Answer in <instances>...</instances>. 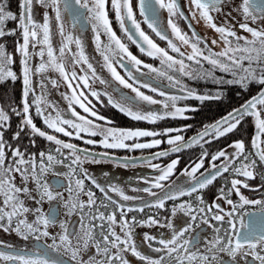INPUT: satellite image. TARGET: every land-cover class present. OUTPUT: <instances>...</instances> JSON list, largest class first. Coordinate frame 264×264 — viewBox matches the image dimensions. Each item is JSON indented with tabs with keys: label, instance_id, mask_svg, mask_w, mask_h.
Returning <instances> with one entry per match:
<instances>
[{
	"label": "snow or ice",
	"instance_id": "snow-or-ice-1",
	"mask_svg": "<svg viewBox=\"0 0 264 264\" xmlns=\"http://www.w3.org/2000/svg\"><path fill=\"white\" fill-rule=\"evenodd\" d=\"M155 2L169 15L167 28L171 36L159 28L155 18L145 17V22L160 40L167 42V48L142 29L132 0H16V11L11 10L9 0H0V85L21 84L19 97L12 105L7 109L0 106V232L34 242L23 248L0 239V264H130L129 255L140 264H228L221 253L231 258V264L241 259L243 264H264V216L253 217L245 225L237 215L246 206H258L264 213V0H239L236 4L229 0H188L190 17L178 0ZM139 6L144 16L145 0H139ZM148 7L155 17L156 9ZM227 8L231 11L226 12ZM233 12L241 17L236 23ZM65 13L72 15L73 28L81 20L86 21L103 61L100 67L123 88L130 89L134 97L116 100L107 90L94 87L97 83L108 85V81L86 55L80 36L66 30ZM113 14L127 40L144 55L159 59L162 68L144 63L129 50L113 30ZM178 19L188 22L190 34L180 27ZM191 21L212 30L215 38L206 40ZM84 28L81 24L80 31ZM56 35L60 38L58 47L54 46ZM101 35L107 37V44H103ZM36 57L38 64L34 62ZM125 58L136 72L147 69L167 79L169 86L182 94H169L150 83H141L131 71L125 78L115 66L125 67ZM184 78L235 86L240 90L238 94L249 92L253 86L258 91L188 139L183 133L192 127L189 124L160 129L117 128L97 108V103L110 105L133 121L158 125L168 119L186 121L190 119L187 113L198 110L181 102L203 104L223 99L222 88L200 93L184 83ZM61 87L68 89L60 92L66 108L48 98L51 89ZM141 88L161 99L145 94ZM105 96L106 105L102 99ZM141 104L158 105L159 110L145 109ZM40 123L43 127L38 126ZM245 124L254 129L248 142L235 139L214 153L205 147L239 133ZM25 138L31 148L36 147L37 139L55 147L31 151L23 143ZM142 138L150 139L142 142ZM72 140L89 146L98 144L105 150L159 149L141 158L143 165L157 175L142 178L146 187L131 189L154 199L129 195L116 184L102 185L84 167L102 160L135 167L133 158L114 160L107 151L92 153ZM162 144L169 147L160 148ZM197 146L199 156L182 171L187 180L182 184L165 183L181 164L180 158L170 159L163 166L153 161ZM52 172L67 180V198L58 190L64 187L60 179L49 183L47 175ZM218 179L225 181L224 186L216 200L208 203L203 192ZM257 179L259 183L252 184ZM243 190L259 193L260 198H249ZM28 200L40 207H29ZM137 200L143 203H124ZM53 201L62 203L65 216L78 217L71 231L67 221L58 220L59 209L50 206L47 212L43 210L45 202L51 205ZM169 201L173 203L167 209ZM224 204L229 207L226 209ZM146 209L157 211L139 218L129 215L145 213ZM159 210L170 212L164 222ZM237 219L246 231L237 229ZM155 226L168 229L169 235L157 238L143 233L147 247L157 254L153 257L139 249L134 233L137 227ZM204 226L213 232L210 239H206L207 233L202 234Z\"/></svg>",
	"mask_w": 264,
	"mask_h": 264
},
{
	"label": "flooded vegetation",
	"instance_id": "flooded-vegetation-1",
	"mask_svg": "<svg viewBox=\"0 0 264 264\" xmlns=\"http://www.w3.org/2000/svg\"><path fill=\"white\" fill-rule=\"evenodd\" d=\"M178 3L181 4L182 10L185 12V14L190 17L188 0H178ZM136 7H137V1H136ZM137 11L139 12L138 7H137ZM40 12L42 14L43 9H41ZM139 14H140V12H139ZM53 15H54V13H53ZM38 18H39V16H38ZM168 18H169V15H168L167 11L165 9L159 8L158 26L161 30H164L169 36H171V30L169 28H167ZM110 19H112V21H113V28H114L116 26L114 14L110 16ZM141 21L144 22L143 24L147 29L145 31V33L148 34L158 45H160L161 47L167 48V42L160 40L159 37H157L155 35V33L152 32V30L150 28H148V25L145 23L143 17H142ZM65 22H66V30L67 31L72 30V33L74 35L77 34L78 36H80V38L82 39L83 44H84V49H85L86 55H88L90 57L89 59L91 62L95 63L97 70L99 71V69H100L99 72H104L103 75L106 76V80H107L108 79L107 75H110V73L108 74L106 69H102L100 67V65L103 63V61H102V58L100 56V52L97 51V49H96V42H95V38H94V33L91 31L90 26L86 24L85 29L83 31H80V27L82 24V21H80L79 23L76 24V27L73 28V18H72V15L70 13H65ZM177 23L180 25V27L182 29H184L185 31H188L190 34L191 30L188 28V22L187 21L178 19ZM191 23L193 24V26H194L195 30L198 32V34L206 39V35H205V31H204V30H206V29H204V28H206V26H204L202 23H201V25L196 24L195 21H191ZM233 23H236V22L233 21ZM56 36H55V38H57L58 44H59L60 38L58 35H56ZM101 41L103 42V44L108 43L107 37L104 35H101ZM125 43L128 45L129 50L130 51L132 50L131 52L134 55H136L138 59H141L144 63L152 64L153 67H156V68H162L163 67L160 64L159 59H154L152 57H148V56L144 55L143 53H141L139 51V48L136 45L130 43V41H128V40ZM54 45H55V43H54ZM72 47H75V46L72 45ZM89 47H91L90 50L88 49ZM170 54L173 55L174 53H170ZM34 62L38 64L39 63V57H36ZM122 63L125 65V67H120L119 64H117L115 66L118 68L117 71L120 70L122 75L125 76V78H127V71H131L133 73V75L135 77H137L141 83H145V82L150 83L152 86L158 87L160 90L166 91L169 94H174V95H178V94L181 95L182 94L179 92L178 89L170 87L167 79H165L163 77H158L157 74H155V73H148V70L143 69V68H141V72L146 73V74L141 75V72H136V69L128 62V60L126 58L122 60ZM51 75L53 76V78H55L57 74L51 73ZM108 81L110 82L109 85L98 86L99 84H95L94 87L100 91L107 90L109 92V94H111L114 97V99H116V100H120L122 97H134V93H132L130 89L123 88V86L119 85L118 83H115L111 79V77H109ZM129 82H131V81H129ZM136 86H139V85H136ZM49 88H50V86H49ZM37 91L39 92V89H37ZM64 91H68V89L66 87H61L59 90L51 89V94L48 96V98L52 101L59 102L61 107L66 108V106H67L66 102L63 101L60 97V92H64ZM141 91L150 92L148 89H145V88H141ZM15 99H16V97H15V95H13L12 100L10 101V105H12V103ZM102 99L104 100L105 105H106L107 104V97L106 96L102 97ZM94 103H95V100H94ZM148 106H153V105H148ZM141 107L145 108V105L144 106L141 105ZM97 108L107 118H108L107 115L109 113L108 110H112V109L116 110L119 113V115H121V116H118L119 118L117 117V124L118 125L121 122H123L122 120H125L128 122H129V120H131L129 117H127L123 113H121L118 109L112 108L110 105L101 106L99 103H97ZM120 118H122V119H120ZM111 121H112L111 126H114L117 128H123V127H120V125L119 126L113 125L115 122H114V120H111ZM131 121H133V120H131ZM133 122L140 124V121H133ZM13 124L15 125V121H13ZM143 124H146V123L143 122ZM38 126L43 127L42 123L38 124ZM124 129H129V128H124ZM61 138L66 140V141L69 140L68 137L61 136ZM71 142L78 144L82 148L87 147L93 152L103 153V152L107 151L111 155H116V156H120V157H136V156H141V155H145V154H150L152 152L159 150V149H151L150 151H146L147 149L134 150V151H128L126 149L105 150L102 146H100L98 144L89 146V145H84L82 141H78V140H72ZM23 143L25 146H29L31 151H35L34 148H31V146L29 145L28 138H25ZM167 147H169L167 144H162L160 146V148H167ZM176 154H178V153H176ZM176 154L172 155L171 157H174ZM164 158H166V157H164ZM102 162H103V160H102ZM153 162H155V161H153ZM109 163H113V162H109ZM113 165H116V168L114 170H112V168L109 165L98 164L93 168V170L88 171V173L91 177H94L102 185H106L108 183L116 184L118 186L123 187L125 189L126 193L129 195H141L147 201H152L154 199L153 197L147 196L146 193H134L131 191V189L134 187H141V188L146 187L147 185H145L143 183L142 178L152 179L155 175H157V173L154 170H152V171L150 170V171H148V173H145L144 169H142V167L140 166V165H143V163L136 164L137 167L136 166L133 167L132 165H129L127 168L122 167V166H117V164H115V163ZM161 165L163 166V163H161ZM179 166L180 165L177 166V170L175 171L173 176L170 178V180L165 182V183H172L173 181H175L178 184H182L187 180V179L185 180V178L183 179V175H182V171H183L184 167L180 168ZM205 166L207 167L208 164L207 165L205 164ZM130 168H132L134 170H127ZM64 170L66 171V169H64ZM47 179H48L49 183H52L53 181L60 179L62 181V184L64 185V187H61L58 190L63 192V194H65V198H67L68 193L65 190V188H66L68 182L66 179H64L63 177H57L54 174V172L49 173L47 175ZM217 183H218V181H216L214 183V185L210 186L209 189L204 190L203 195H204V199L206 200V202L211 203L214 200H216V198L219 196V189H217V187H215L217 185ZM86 184H89V186H91L90 181H86ZM252 184H254V185L258 184V182L253 181ZM96 191H97V195L99 196L100 193L98 192V190H96ZM154 191L160 192L159 189H154ZM243 191H244L245 195L249 196V198H255V199L260 198V195L258 196V194L254 193V192H251L249 190H243ZM210 195H212V196H210ZM113 196H114V194H113ZM114 198H116V197L114 196ZM233 198L238 199L237 197H233ZM182 199H187V198L185 197ZM26 203L29 207H40V205H37L34 200H28V201H26ZM124 203L136 206V205L142 204L143 201L137 200V201L124 202ZM172 203H173L172 201L167 202L166 208L170 209L172 206ZM50 206L56 207L57 209L60 210V215L58 216V220L67 221L68 225H69V230L71 231L72 227L77 224L78 217H76V216H72V217L65 216L63 213L62 203H59L57 201L51 202V205L48 202H45L42 205L43 210L45 212L48 211ZM223 206L226 209L229 207L226 204H224ZM156 211H157L156 209H146L145 213H130L129 215L131 216V215L135 214L139 218V217H144L146 215H151V214L155 213ZM159 213H160L159 218L161 219V222H164V217L170 216V212L166 211V210H159ZM256 213H261L259 211L258 206H246L244 209H241L237 215L241 216L243 223L245 225H247L248 216L250 214H256ZM236 225H237V229L239 231L245 230V228L241 226L240 219H237ZM56 230L59 231L58 225H57ZM144 232H148L149 234L155 235V236H157V238H162L163 236L169 235V230L166 228H160L159 226H155L152 228L137 227L135 229L134 239L136 240L139 249L141 251H143L144 254L155 257L157 254L153 253L151 251V249H149L147 247V242H145L143 240V233ZM203 233H207L206 239H210L213 236L212 230L209 229L207 226L203 227L202 234ZM0 239L6 240L7 242L12 243V244L16 245L17 247H23V248H29L34 243L32 241H22L14 233L9 235L7 233L0 232ZM154 246H156V245L154 244ZM201 250H203V245L201 246ZM220 257L222 260L228 262V264H231V258L228 257L226 254L221 253ZM65 258L67 259V257H65ZM129 260H130V264H140V262L135 257H131L130 255H129ZM238 264H243V260L242 259L239 260Z\"/></svg>",
	"mask_w": 264,
	"mask_h": 264
},
{
	"label": "trees",
	"instance_id": "trees-1",
	"mask_svg": "<svg viewBox=\"0 0 264 264\" xmlns=\"http://www.w3.org/2000/svg\"><path fill=\"white\" fill-rule=\"evenodd\" d=\"M11 10L16 11V0H9ZM175 55V54H173ZM207 67V65H205ZM217 75H223L221 73H217ZM228 78V77H226ZM184 83H187L189 87L196 89L200 93L205 92H215L217 89L222 88L224 92V97L220 101H205L203 104H201L199 101H186L181 103H187L193 107H196L198 110L196 112L187 113L189 115L190 119L188 120H172L168 119L165 121H160L158 125H148L147 123L143 126L139 123L133 122L131 120L125 121L122 120L119 125L123 128H132V126H142L144 128H167V127H183L186 124L191 125L192 127L189 128L185 133V138L190 137L191 135L201 131L203 129L204 125L210 124L215 122V120L219 119L222 115L226 114L228 111H230L234 107H238L244 100L249 99L252 95H255L258 91L257 87L253 86L251 90L247 93L238 94L240 90L235 86H220L212 84L211 82L207 80H189L187 78H184ZM2 88V90H1ZM21 89L20 82H16L15 85L9 83L7 85H0V103L3 107L7 109V107L10 106V101L12 100L13 95L18 97V94ZM180 95V94H178ZM108 119L114 120L113 125L117 124V117L121 116L116 110H108ZM119 118V117H118ZM122 119V118H120ZM118 125V126H119ZM135 126V127H136ZM254 129L252 126L245 124L243 130H241L239 133L235 135H230L229 138H221L219 141H213L211 145H205V147L208 149L210 153H214L217 150L227 147L228 143H231L235 139H244L246 142H248L251 135H253ZM150 139V138H148ZM54 148V145H50L48 142L37 139V145L34 148L35 151H46L49 148ZM200 148L193 147L192 149H186L182 153L176 154L174 157H166L161 159L160 161H155L153 163H163L166 164L170 162V159L179 157L181 160L180 168L186 167L189 164L192 163V161L196 160L197 157L200 154ZM207 162V161H206ZM208 163V162H207ZM227 175V174H226ZM218 183L215 187L217 189H220L222 186H224L225 181L223 179H218ZM255 182V181H254ZM259 183V179L257 181ZM221 184V185H220ZM212 196V195H210Z\"/></svg>",
	"mask_w": 264,
	"mask_h": 264
},
{
	"label": "rangeland",
	"instance_id": "rangeland-1",
	"mask_svg": "<svg viewBox=\"0 0 264 264\" xmlns=\"http://www.w3.org/2000/svg\"><path fill=\"white\" fill-rule=\"evenodd\" d=\"M229 2L230 3H233V4H236V3H239V0H229ZM132 3H133V6H134V12H135V14H136V18H137V21L141 24V27H142V29L144 30V31H146L147 29H146V27L144 26V22L143 21H141L142 20V17H141V15L139 14V12L137 11V7H136V0H132ZM225 11L227 12V11H231V8H227V9H225ZM232 15H233V17H235V22H238L240 19H241V17L237 14V13H235V12H233L232 13ZM116 24V26L113 28V30L114 31H116L117 32V35L118 36H120L121 37V39L123 40V42L125 43L126 41H127V38L125 37V35H124V33H122L121 31H120V29H119V25H118V23H115ZM201 25V24H200ZM204 29H206V30H204L205 31V35H206V39L210 42V40L212 39V38H215V34L212 32V30H210V29H207V28H204ZM68 31H70V32H72V30H68ZM77 35V34H76ZM105 36V35H104ZM57 37V36H56ZM126 40V41H125ZM11 43V41H9V44ZM54 43H55V45L54 46H57L58 47V40H57V38H55V36H54ZM131 43V42H130ZM131 45V44H130ZM74 48V47H73ZM89 50L91 49V47H89L88 48ZM132 51V50H131ZM90 58V57H89ZM93 63V62H92ZM93 65H94V67H96L95 66V63H93ZM118 69V68H117ZM98 71V70H97ZM99 71H100V69H99ZM98 71V74L99 75H101L103 78H105L106 79V76L105 75H103L104 74V72H99ZM120 73H121V71L120 70H118ZM82 74V73H81ZM109 74V73H108ZM121 75H122V73H121ZM108 76V79H107V81L109 80V77H111V75H107ZM38 79V78H37ZM112 79V78H111ZM113 80V79H112ZM114 81V80H113ZM115 83H117L116 81H114ZM98 84V83H97ZM110 84V82L108 81V85ZM114 85V84H113ZM98 86H102V85H98ZM1 90H2V88H1ZM19 94H20V92H19ZM19 94H18V97H19ZM145 94H148V95H152L154 98H158V99H161L160 97H158L157 95H156V93H152V92H145ZM135 95V94H134ZM16 97V96H15ZM141 105H143V104H141ZM0 106H2L1 105V103H0ZM144 106V105H143ZM144 108V107H143ZM145 109H151V110H159V106L158 105H153V106H148V105H145ZM142 123V124H141ZM140 124L143 126L144 124H143V122H141L140 121ZM136 126V125H135ZM132 126V128L134 129V128H142V126ZM145 127V126H144ZM143 127V128H144ZM148 138H142V142H143V140H147ZM187 139V138H186ZM151 149H147L146 151H150ZM98 164H106V165H109L111 168H112V170H114L115 168H116V165H113L114 163H109V162H101V163H86L85 165H84V167L88 170V171H90V170H93V168L96 166V165H98ZM208 163L206 162V165H207ZM141 167H142V169H144V171H145V173H148V171H152L153 169H151V168H148V167H146V166H144V165H140ZM137 167V166H136ZM124 170V169H123ZM127 170H134V169H132V168H130V169H127ZM185 178V180L187 179V177H185V176H183V179ZM256 194H258V196L260 195L259 193H256ZM64 195V197H65V194H63Z\"/></svg>",
	"mask_w": 264,
	"mask_h": 264
},
{
	"label": "water",
	"instance_id": "water-1",
	"mask_svg": "<svg viewBox=\"0 0 264 264\" xmlns=\"http://www.w3.org/2000/svg\"><path fill=\"white\" fill-rule=\"evenodd\" d=\"M137 1V7H138V10H139V12H140V6H139V0H136ZM149 5H151V7L152 8H155L156 9V15H155V17H153V13H152V11L149 9ZM143 17V19H144V21H145V17H148L150 20L151 19H153V18H155L158 22H159V7H158V5L156 4V2H155V0H145V15L144 16H142ZM82 21V24H85V26H86V22L85 21H83V20H81ZM146 23V22H145ZM147 24V23H146ZM148 25V24H147ZM128 27H130L131 28V24H130V22L128 23ZM85 29V28H84ZM138 38V37H137ZM196 134V133H195ZM195 134H193V135H191L190 137H192V136H194ZM190 137H188V138H190ZM187 138V139H188ZM92 153H98V152H93V151H91ZM151 154V153H150ZM150 154H145V155H141V156H136V157H120V156H116V155H111L112 156V158L114 159V160H120V161H125L126 160V158H133L134 160H135V164H141L142 162H141V158H143V157H148ZM174 154H176V153H173L172 155H174ZM99 158V157H98ZM129 165H131V164H129ZM261 216H264V213H256V214H250L249 216H248V219H247V224H250V222H251V220H252V218L253 217H255V218H260ZM247 229H245V230H243V231H246ZM243 231H241V232H243Z\"/></svg>",
	"mask_w": 264,
	"mask_h": 264
}]
</instances>
